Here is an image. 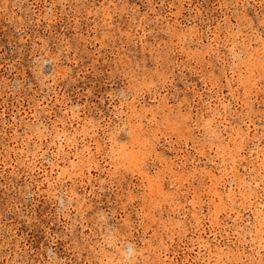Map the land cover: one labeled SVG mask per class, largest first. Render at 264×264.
Masks as SVG:
<instances>
[{"label": "rangeland", "instance_id": "obj_1", "mask_svg": "<svg viewBox=\"0 0 264 264\" xmlns=\"http://www.w3.org/2000/svg\"><path fill=\"white\" fill-rule=\"evenodd\" d=\"M0 264H264V0H0Z\"/></svg>", "mask_w": 264, "mask_h": 264}]
</instances>
